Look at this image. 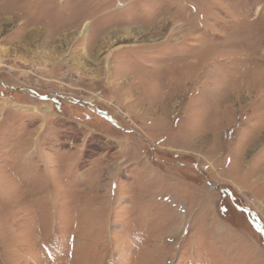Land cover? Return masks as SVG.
Instances as JSON below:
<instances>
[{"label": "rangeland", "instance_id": "obj_1", "mask_svg": "<svg viewBox=\"0 0 264 264\" xmlns=\"http://www.w3.org/2000/svg\"><path fill=\"white\" fill-rule=\"evenodd\" d=\"M0 264H264V0H0Z\"/></svg>", "mask_w": 264, "mask_h": 264}]
</instances>
